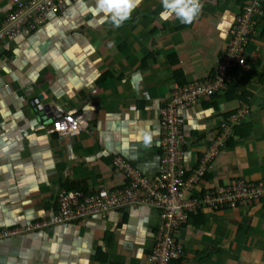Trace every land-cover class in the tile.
I'll use <instances>...</instances> for the list:
<instances>
[{
  "label": "crops",
  "instance_id": "crops-1",
  "mask_svg": "<svg viewBox=\"0 0 264 264\" xmlns=\"http://www.w3.org/2000/svg\"><path fill=\"white\" fill-rule=\"evenodd\" d=\"M11 3L0 0V20ZM202 3L198 19L186 25L162 19L161 0H142L116 28L100 22L95 0H71L10 44L0 59V230L51 218L65 186H120L124 177L113 168L119 156L145 176L158 172V135L146 147L141 129L150 122L158 132L160 108L179 85L176 69L184 84L213 73L239 13L240 0ZM245 56L232 73L233 91L200 99L184 114L185 160L194 166L220 123L242 105L250 110L219 147L202 188L264 180V19ZM57 108L81 115L87 127L75 136L46 133L47 113ZM158 224L157 211L139 207L52 226L0 241V264H150ZM178 237V264H264V199L192 216Z\"/></svg>",
  "mask_w": 264,
  "mask_h": 264
},
{
  "label": "built area",
  "instance_id": "built-area-1",
  "mask_svg": "<svg viewBox=\"0 0 264 264\" xmlns=\"http://www.w3.org/2000/svg\"><path fill=\"white\" fill-rule=\"evenodd\" d=\"M71 0H12L10 10L0 20V59L10 51V44L29 37L45 25L49 15L60 13ZM264 0H240L239 13L230 26L227 46L221 50L211 75L175 84L159 111V170L145 176L124 157L114 160V170L124 182L97 190H61L56 196V214L26 227L0 230V241L52 226L87 224L92 219H107L114 212L148 207L158 212L159 224L150 264H178L184 248L179 240L181 228L189 218L203 212L217 213L248 208L264 199V180L236 179L225 185L201 187L214 157L234 135V127L250 114L242 105L218 126L213 144L205 157L194 166L185 160V112L200 99L224 92L233 71L246 62V48L263 20ZM46 133L58 137L75 136L87 127L81 115L57 108L47 113ZM212 143V141H211Z\"/></svg>",
  "mask_w": 264,
  "mask_h": 264
},
{
  "label": "clouds",
  "instance_id": "clouds-1",
  "mask_svg": "<svg viewBox=\"0 0 264 264\" xmlns=\"http://www.w3.org/2000/svg\"><path fill=\"white\" fill-rule=\"evenodd\" d=\"M141 3L142 0H95L94 11L97 14H104L101 17V23L110 22L114 27L119 28L131 18L133 11ZM161 3L163 6V11L160 13L162 19L167 20L175 16L182 24L186 25L196 21L203 10L202 0H161ZM156 135L158 132L151 130L149 122L141 129L138 138L148 147Z\"/></svg>",
  "mask_w": 264,
  "mask_h": 264
},
{
  "label": "trees",
  "instance_id": "trees-1",
  "mask_svg": "<svg viewBox=\"0 0 264 264\" xmlns=\"http://www.w3.org/2000/svg\"><path fill=\"white\" fill-rule=\"evenodd\" d=\"M262 9H263V13H264V3L262 4ZM263 19H264V14H263ZM174 62H175V59L172 58L171 61H170V63H174ZM245 63H246V62H245ZM180 75H182V71H181L180 69H176V70L174 71V73H173V77H174V79L177 80V81L179 82V85H183V84H184L183 81H180V80H179V76H180ZM231 81H232V79H231L230 81L227 82L226 89H227V87H229V88H228V91H233V89H234L233 87H235V85L238 84V82H235V83H234V82H231ZM244 82H245V80H244ZM226 89H225V90H226ZM74 186H75V185H74ZM65 188H66L67 191H69V189H70V190H72V189H73V190H86L85 187H81V188L76 187V188H79V189H76V188H74L73 186H71V187H66V186H65ZM62 226H67V225H62ZM68 226H69V225H68Z\"/></svg>",
  "mask_w": 264,
  "mask_h": 264
}]
</instances>
